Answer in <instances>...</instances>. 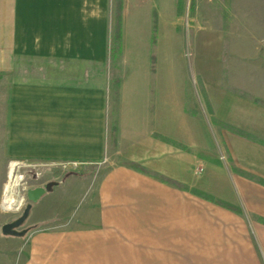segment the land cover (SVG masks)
<instances>
[{
    "label": "rangeland",
    "instance_id": "obj_1",
    "mask_svg": "<svg viewBox=\"0 0 264 264\" xmlns=\"http://www.w3.org/2000/svg\"><path fill=\"white\" fill-rule=\"evenodd\" d=\"M115 2L105 1L106 85L116 92L143 61L148 65L153 136L163 150L168 143L167 172L134 166L175 191L150 227L160 250L154 241L138 264H264L256 235L264 215L250 209L236 182L264 185V0H122L119 44ZM120 158L108 153L90 168L75 159L0 161V264H17L33 227L26 217L19 234L1 232L29 202L28 188L54 180L46 190L54 196L68 173L130 162ZM8 185L12 209L4 200Z\"/></svg>",
    "mask_w": 264,
    "mask_h": 264
},
{
    "label": "crops",
    "instance_id": "obj_2",
    "mask_svg": "<svg viewBox=\"0 0 264 264\" xmlns=\"http://www.w3.org/2000/svg\"><path fill=\"white\" fill-rule=\"evenodd\" d=\"M105 1L0 0V161L75 159L90 168L109 153L167 172L168 143L163 150L153 136L148 65L116 92L106 85ZM236 182L264 215V185ZM169 189L130 162L68 173L57 194L32 202L17 264H138L154 241L160 250L150 227ZM256 235L264 258V222Z\"/></svg>",
    "mask_w": 264,
    "mask_h": 264
},
{
    "label": "water",
    "instance_id": "obj_3",
    "mask_svg": "<svg viewBox=\"0 0 264 264\" xmlns=\"http://www.w3.org/2000/svg\"><path fill=\"white\" fill-rule=\"evenodd\" d=\"M54 182V180H49L44 185H37L35 187L28 188L26 191V196L29 199V202L25 205L20 215L4 222L1 225V232L4 234H19L21 230H19L18 227L28 216L31 207V202L36 201L47 189H50L51 185Z\"/></svg>",
    "mask_w": 264,
    "mask_h": 264
},
{
    "label": "trees",
    "instance_id": "obj_4",
    "mask_svg": "<svg viewBox=\"0 0 264 264\" xmlns=\"http://www.w3.org/2000/svg\"><path fill=\"white\" fill-rule=\"evenodd\" d=\"M121 9H122V0H116L115 2V14H114V31H113V40L116 44H119L121 39ZM156 12H153V29L155 30L156 26ZM114 55H116L120 50V45H116L114 48ZM130 163L136 165V162L130 161Z\"/></svg>",
    "mask_w": 264,
    "mask_h": 264
},
{
    "label": "bare ground",
    "instance_id": "obj_5",
    "mask_svg": "<svg viewBox=\"0 0 264 264\" xmlns=\"http://www.w3.org/2000/svg\"><path fill=\"white\" fill-rule=\"evenodd\" d=\"M11 166H12V165H11ZM11 175H12V174H11ZM6 190H7V191H6V192H7V195L5 194V195H6V198H5L4 200L6 201L5 203H6V205H7V208L12 209L11 207L13 206V204H12V201H13L12 198H13V196H12V195L10 196V195L8 194L9 185L7 186V189H6ZM6 192H5V193H6Z\"/></svg>",
    "mask_w": 264,
    "mask_h": 264
},
{
    "label": "built area",
    "instance_id": "obj_6",
    "mask_svg": "<svg viewBox=\"0 0 264 264\" xmlns=\"http://www.w3.org/2000/svg\"><path fill=\"white\" fill-rule=\"evenodd\" d=\"M71 162H72V164H74V165L76 164V161H71Z\"/></svg>",
    "mask_w": 264,
    "mask_h": 264
}]
</instances>
